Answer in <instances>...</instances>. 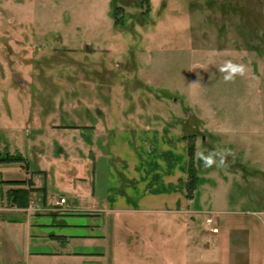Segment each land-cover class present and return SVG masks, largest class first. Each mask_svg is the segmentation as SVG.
<instances>
[{"label":"rangeland","instance_id":"374dc122","mask_svg":"<svg viewBox=\"0 0 264 264\" xmlns=\"http://www.w3.org/2000/svg\"><path fill=\"white\" fill-rule=\"evenodd\" d=\"M229 61L244 74L225 80ZM17 152L32 207L43 169L53 210L100 213L105 250L84 264H261L264 0H0V156ZM167 174L185 204L142 206ZM6 191L0 215L19 216Z\"/></svg>","mask_w":264,"mask_h":264},{"label":"crops","instance_id":"0c3cea01","mask_svg":"<svg viewBox=\"0 0 264 264\" xmlns=\"http://www.w3.org/2000/svg\"><path fill=\"white\" fill-rule=\"evenodd\" d=\"M169 150V148L164 149V151ZM167 154L168 157L172 156L171 152H167ZM172 163L174 164V161ZM17 166L18 163H0V180H3L0 183L2 193L13 187L6 181L26 180L31 176L30 173ZM173 167L174 165L169 168ZM44 172L43 169H40V175L37 176H42ZM177 173L182 172L177 171ZM176 174H172V176L167 174L161 178L155 175L153 178L155 183L152 181L153 185L164 182L166 186L172 183L170 188L174 189L176 187L173 196H164V191H167L164 186L161 190L160 188L155 189L154 199L151 198L148 201L143 199L141 201L142 206L143 203H146L144 205L148 208L150 206L154 208L172 204L184 205V191L175 178ZM37 176L32 175L34 186H44L45 188L41 207H32L29 203L26 208H14L19 212V216L15 217L8 214L4 218L0 215V257L5 256L9 259V253L13 251L16 261H20L21 264H58L59 262L64 264L69 263L71 260H78L79 264H84L93 261L94 255H100L105 250L103 246L96 244L105 238L103 221L99 217L100 213L77 212V209H74V212H56L49 206L51 201L48 197L47 187L36 180ZM148 176L151 177V174ZM153 201H156V204ZM254 213L259 216L258 220H260L263 230L260 258L261 264H264V209L254 211ZM9 225L23 230L20 239L18 238L19 241H15L14 234L11 237L7 234L9 239L7 242L3 238L4 226ZM18 242H21V244L18 245Z\"/></svg>","mask_w":264,"mask_h":264},{"label":"trees","instance_id":"16d2710c","mask_svg":"<svg viewBox=\"0 0 264 264\" xmlns=\"http://www.w3.org/2000/svg\"><path fill=\"white\" fill-rule=\"evenodd\" d=\"M187 155H188V181L186 183L187 191H194L197 185V172L193 164V157H194V146L192 144L188 145L187 148ZM25 158L21 155V153L17 152L14 154H4L0 156V162H23ZM28 180H11L6 181V183L13 186L12 188L6 191V195L10 199L12 205H15L18 208H26L29 204V192L30 186L26 183ZM23 185V186H22ZM39 189L45 192L44 186H41ZM186 193V198H193V193Z\"/></svg>","mask_w":264,"mask_h":264},{"label":"clouds","instance_id":"9594fccd","mask_svg":"<svg viewBox=\"0 0 264 264\" xmlns=\"http://www.w3.org/2000/svg\"><path fill=\"white\" fill-rule=\"evenodd\" d=\"M219 70L225 73V80L232 79L237 73L243 75L245 71L243 65H235L230 61L226 62V64L223 65ZM228 154H230V150L212 151L206 156L202 154L203 165L204 167H211L213 164H216L217 167H219L224 164L225 157Z\"/></svg>","mask_w":264,"mask_h":264},{"label":"built area","instance_id":"2783aa9c","mask_svg":"<svg viewBox=\"0 0 264 264\" xmlns=\"http://www.w3.org/2000/svg\"><path fill=\"white\" fill-rule=\"evenodd\" d=\"M64 201H65V199L63 197H61V198H59L58 200L55 201V204L60 205V204L64 203ZM207 222L208 223H211L212 222V218L211 217L208 218L207 219ZM211 231L214 232V233H216L217 232V229L216 228H213V229L211 228Z\"/></svg>","mask_w":264,"mask_h":264}]
</instances>
